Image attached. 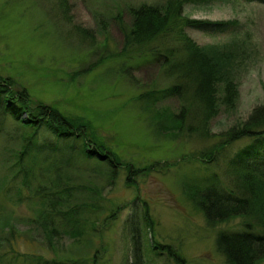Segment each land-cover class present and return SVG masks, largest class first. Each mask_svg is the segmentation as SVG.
<instances>
[{"label": "rangeland", "instance_id": "1", "mask_svg": "<svg viewBox=\"0 0 264 264\" xmlns=\"http://www.w3.org/2000/svg\"><path fill=\"white\" fill-rule=\"evenodd\" d=\"M165 1L66 0L65 16L59 0H0V74L13 76L35 101L51 104L65 115L86 118L123 161L138 167L160 162L158 168L137 176L134 184L129 183L125 167H119L112 183L94 173L85 175L83 183L99 186L106 197L102 212L96 215V228L87 223L80 241L63 236L53 250L42 230H35L30 222L37 206L27 197L28 190L24 189L22 202H13L6 194L5 148L11 144L0 128V253L4 263L36 264L32 254H41L50 259L77 255L92 264L99 249L98 264H132L134 238L138 237V250L144 252L149 264H176L167 251L156 255L155 241L180 250L185 264H226L216 248L218 232L243 230L251 220L240 216L210 228L204 214L187 199L184 185H203L214 175L227 181L226 165L231 156L252 144L264 152L262 135L235 141L218 161L200 159L203 150L216 144L218 134L244 121L255 106L264 103V0L185 5L189 17L228 22L221 27L187 28L200 45L246 43L237 76L236 105L221 106L206 136L189 127L195 126V121L174 135L157 134L150 113L143 108L147 98H140L142 94L164 89L174 78L150 52L126 48L125 33L132 24L131 7ZM79 27L93 36L80 32ZM156 106L178 113L182 103L178 97H168ZM11 125L9 120L6 133ZM45 138L53 141L55 137L43 134L41 143ZM6 215L21 234L10 235ZM148 215L156 222L154 232L145 226ZM17 253L23 256H15Z\"/></svg>", "mask_w": 264, "mask_h": 264}, {"label": "trees", "instance_id": "2", "mask_svg": "<svg viewBox=\"0 0 264 264\" xmlns=\"http://www.w3.org/2000/svg\"><path fill=\"white\" fill-rule=\"evenodd\" d=\"M209 1L166 0L162 4L142 3L130 9L132 24L125 33V47L150 52L153 58L161 61L164 72L174 78L170 86L159 91H147L140 96L147 98L143 108L150 113L157 134L174 135L187 123L195 121L196 125L189 127L206 136L210 132V122L218 115L221 106L234 108L238 100L237 76L244 63L242 58L246 43L231 41L203 46L187 32V28L221 27L228 23L185 15L186 4ZM59 5L64 15L68 16L66 0H59ZM78 29L93 36L86 29ZM168 97H178L181 101L178 113L156 106L158 101ZM9 120L13 125L6 133ZM0 128L11 144L5 146L6 194L13 202H22L24 189L28 190L27 197L32 198L37 206L30 222L35 230H42L53 250L63 236L80 241L87 223L92 229L96 228V215L102 212V202L106 197L99 186L91 188L83 183L81 179L85 175L94 173L112 183L116 180L119 167H125L128 179L131 178L129 183L134 184L137 183V176L158 168L160 164L154 162L138 167L133 162L123 161L101 140L86 118L68 116L51 104L35 101L26 87L20 89L13 76L3 74H0ZM43 134H51L55 138L53 141L45 138L41 143ZM262 135L264 103L255 106L244 121L218 134L216 144L203 150L200 159L205 163L218 161L223 151L235 141ZM226 176L227 181L214 175L212 181L203 185L185 184L184 193L189 202L204 214L210 228L240 216L250 219L251 222L243 230L219 231L216 248L226 264H262L264 152L252 144L231 156L227 161ZM10 219L6 215V228L10 229V235L21 234ZM146 220L145 226L154 232L156 222L150 215L146 216ZM6 240L9 241L10 237L6 236ZM140 242L138 237L134 238L135 260L132 264L148 263L143 258L144 252L138 250ZM9 243L12 247L13 243ZM153 245L157 256H161L164 250L176 264L186 263L180 250L171 245L157 241ZM99 251H95L92 264H98ZM3 255L0 253V264H6L2 261ZM15 256L23 255L17 253ZM24 258L28 259L26 255ZM32 259L36 260V264H86L83 261L87 258L57 255L50 259L32 254Z\"/></svg>", "mask_w": 264, "mask_h": 264}]
</instances>
